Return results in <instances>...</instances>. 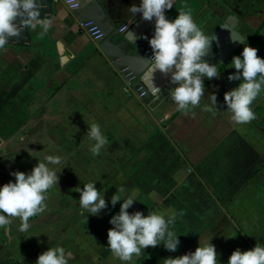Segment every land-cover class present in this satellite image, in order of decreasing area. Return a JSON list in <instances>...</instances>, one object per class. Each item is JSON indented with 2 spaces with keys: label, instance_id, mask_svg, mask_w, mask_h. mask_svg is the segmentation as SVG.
Listing matches in <instances>:
<instances>
[{
  "label": "crops",
  "instance_id": "0c3cea01",
  "mask_svg": "<svg viewBox=\"0 0 264 264\" xmlns=\"http://www.w3.org/2000/svg\"><path fill=\"white\" fill-rule=\"evenodd\" d=\"M101 2L117 27L129 24L125 30L128 31L137 17L129 8L140 0ZM53 8L47 33L41 35L40 26L29 27L30 45L12 43L0 48L1 142L5 132L31 122L32 137L41 139L40 154L31 153L34 161L45 153L52 154L49 144L58 143L57 154H72L75 158L77 152L82 153L90 163L100 159L112 175L130 169L125 175L124 197L113 205L115 188L108 189L106 212L89 217L91 229L100 238L107 239L108 230L113 227L111 217L119 213L114 206H121L123 199L135 190L137 198L128 211H141L144 215L151 211L176 213L172 227L183 247L196 248L204 239L223 247L227 233L237 235L241 250L264 243V129L254 120L233 121L224 99L225 92L243 79H229V75L238 71L230 62L234 55L242 53L244 43L256 47L257 55L264 57V26L248 39L264 23V0H177L165 12L167 18L174 19L178 9L190 8L206 33L213 32L233 13L239 18L235 28L245 37L224 61H207L218 66L219 75L202 78L204 93L200 102L185 110H179L178 102L171 96L180 83L171 79L175 70L168 83L148 102L134 91L127 93L125 88L132 90L131 86L110 62L109 55L82 28L81 21L62 0L54 2ZM224 62L227 64L222 69ZM60 69L65 73L63 81L54 79L50 84L49 79ZM67 93L88 96L93 102L92 110L105 111V119L93 117L85 124L90 128L91 123H98L107 140L118 142L117 136L122 135L124 152L114 154L118 143L113 142L107 155L102 151L94 155L82 144L80 151L63 150L66 142L76 145L90 138L86 129H78L81 122L50 117L54 104H59L64 112L66 103L60 98ZM212 94L216 96L215 105L211 104ZM40 97L41 103L35 105ZM252 108L264 122V90L253 101ZM51 123L54 130L48 129ZM71 125L77 130L67 134ZM88 141L96 143L94 138ZM31 165L33 168L34 162ZM45 204L50 206L49 199Z\"/></svg>",
  "mask_w": 264,
  "mask_h": 264
},
{
  "label": "clouds",
  "instance_id": "9594fccd",
  "mask_svg": "<svg viewBox=\"0 0 264 264\" xmlns=\"http://www.w3.org/2000/svg\"><path fill=\"white\" fill-rule=\"evenodd\" d=\"M174 2L140 0L138 5H131L129 11L140 12L146 19L155 18V34L149 41L154 51L150 58L152 68L167 72L174 66L171 79L180 83L171 91V96L178 102V109L185 110L200 102L204 93L202 78L216 77L219 72L216 64L201 59L208 51L210 41L215 39L213 33L203 30L190 8L178 9L174 19L167 18L165 9L172 8ZM42 7H45L44 0H0V48L4 49L9 37L19 35L25 27L35 29L40 26V34L47 33L52 21L47 15L40 16ZM257 51L256 47L244 43L242 53L234 55L230 62L231 67L238 71L231 73L229 79L243 78L237 87L224 94L231 119L237 123L256 118L252 104L264 90V57L258 56ZM210 100L215 105V94ZM89 137L96 140L95 144L89 145L91 152L94 155L100 153L107 137L102 134L98 123H91ZM20 139L23 140V137ZM62 160L59 154L45 153L29 173L20 170L11 173L15 180L0 185V226L9 224L13 217H19L18 230H29V217L44 211L48 190L58 183L57 172L61 170L58 166ZM95 183L96 180H91L82 189L77 188L81 192L79 207L90 214L106 206L104 194L95 187ZM124 195L125 190L120 186V190L111 197V203L115 205ZM136 198L137 192L131 191L123 199L119 213L111 217L113 227L108 230L107 239L112 255L120 261H132L134 254L139 257L142 250L161 242L168 250L174 251L179 244V235L172 227L176 213H130L128 208ZM218 257L211 240H200L194 251L163 260L164 264H222ZM35 264H69L66 248L60 245L48 248L39 254ZM228 264H264V243H257L247 250L237 247L231 252Z\"/></svg>",
  "mask_w": 264,
  "mask_h": 264
},
{
  "label": "rangeland",
  "instance_id": "374dc122",
  "mask_svg": "<svg viewBox=\"0 0 264 264\" xmlns=\"http://www.w3.org/2000/svg\"><path fill=\"white\" fill-rule=\"evenodd\" d=\"M60 100L66 103V108L63 110L64 112H61L59 104L52 105L49 111L51 118L62 116L71 123L73 120L79 123L81 122L82 127H78V129L84 128L88 132L90 128L85 124L86 121L93 117H99V119L102 117L105 119L104 110L96 111L90 108L93 102H90L88 96H75V94L67 93L66 96L62 99L60 98ZM38 103H41V97L35 105H39ZM95 112L98 113V116L95 115ZM24 119L25 115H23V120ZM31 125V122L28 126L19 125L15 127V131L5 132L3 142L0 140V144H2L0 147V185L9 180L14 181L15 177L11 175V173L15 170L29 173L32 170L31 164L34 162L35 166L39 159H41L40 156H38L36 161H34L31 157L32 151L39 154L41 151V139H37L35 136L32 137L31 133L33 129ZM54 126L55 125L51 123L48 129L54 130ZM68 129L67 134H72L77 130V128L72 125ZM34 131L37 132V129H34ZM20 137H23V140H21ZM26 137L29 138L26 139ZM122 137V135L117 136L119 139L118 142L107 140V142L101 146V154L106 153L107 155V148L112 145V142L118 143V148L113 151L114 154L117 155L124 152L125 150L122 148V146H124ZM88 140H90V138H88ZM88 140L79 141L76 145H74L73 142H66L63 150H73L75 148L80 151L81 144L90 149L89 145L93 143ZM57 144L58 143L49 144L52 154L58 153ZM61 156L63 160L58 166L61 169L57 172L59 177L58 183L54 184L48 190L46 198V201L49 199L50 206L48 207L45 204L44 211L29 217L30 228L28 231L18 230V225L20 223L19 217H13L9 224L0 226V264H35L39 254L57 245L66 248L69 264H164L163 259L169 256L183 255L196 249L194 245L187 248L178 244L177 248L171 251L164 247L161 242L155 247L148 246L144 250L145 252L142 250L139 257H136L134 254L132 261H120L117 257H114L109 248V241L100 238V236L91 229L89 217L92 216V214L87 213L86 210H81L79 207L81 192L77 191V188L82 189L86 182L96 180L95 187L103 192L106 199V196L109 195V193H106L109 191L108 189L112 187L115 188L113 190L115 194L120 190V186L125 187L127 183L125 175L130 169L128 170L126 168L125 173L112 175L109 169L106 170V162H101L100 159L97 161L94 159L90 163L89 159L86 158L84 154H79L78 152L75 158L72 154ZM121 161L122 158L120 157L118 159L119 165H121ZM91 167H93V172L89 173V168ZM106 207L107 206L100 209L98 212H106ZM114 209L120 211V206H114ZM82 211H84L83 214ZM103 218L104 216H100V219ZM47 221H49V223H47ZM226 235L227 238L225 239L223 247H220L217 243L214 244L219 255L218 259L222 264H228V258L231 252L238 247L237 235L235 237H228V233ZM204 240L202 242H204ZM196 245L198 246V244Z\"/></svg>",
  "mask_w": 264,
  "mask_h": 264
},
{
  "label": "water",
  "instance_id": "95a60500",
  "mask_svg": "<svg viewBox=\"0 0 264 264\" xmlns=\"http://www.w3.org/2000/svg\"><path fill=\"white\" fill-rule=\"evenodd\" d=\"M59 0H44L45 7L40 9V16L49 18L54 14L53 4ZM63 1V0H62ZM177 0H175L176 2ZM64 2V1H63ZM77 6L71 10L73 16L81 22L91 21L97 26L101 34L95 42L110 57V62L129 83L132 90L148 102L169 81L173 68L167 72L153 69L151 57L154 55L150 38L155 34V18H143L137 12V17L128 31H120L110 19L101 0H75ZM174 2V3H175ZM168 9H165V12ZM239 18L231 13L227 15L222 24L212 33L215 39L210 41L208 51L201 58L205 61L220 59L224 61L244 41L245 37L235 28ZM126 25L129 26L127 23ZM30 45L32 36L29 27H25L17 36L9 37L7 44ZM65 75L62 69L58 70L49 79L61 83Z\"/></svg>",
  "mask_w": 264,
  "mask_h": 264
},
{
  "label": "built area",
  "instance_id": "2783aa9c",
  "mask_svg": "<svg viewBox=\"0 0 264 264\" xmlns=\"http://www.w3.org/2000/svg\"><path fill=\"white\" fill-rule=\"evenodd\" d=\"M64 3L66 4V6L72 10L73 8H75L77 6V2H75V0H63ZM82 28L91 36V38L93 40H96L101 34L99 33V30L97 29V26L92 25L91 21H87V22H81ZM127 25L123 24L119 27L120 31H124L126 30ZM125 91L129 94L132 93L133 90H131L130 88L126 87Z\"/></svg>",
  "mask_w": 264,
  "mask_h": 264
},
{
  "label": "trees",
  "instance_id": "16d2710c",
  "mask_svg": "<svg viewBox=\"0 0 264 264\" xmlns=\"http://www.w3.org/2000/svg\"><path fill=\"white\" fill-rule=\"evenodd\" d=\"M263 26H264V23L257 29V30H255L254 32H253V34H251L249 37H248V39H250L252 36H254L255 34H257V33H259L260 32V29H262L263 28ZM247 39V40H248ZM226 64H227V62H224L223 63V65L221 66V68L223 69V68H225L226 67ZM255 122H257V123H259L262 127H263V129H264V122L263 121H261L257 116H256V118L255 119H253Z\"/></svg>",
  "mask_w": 264,
  "mask_h": 264
}]
</instances>
